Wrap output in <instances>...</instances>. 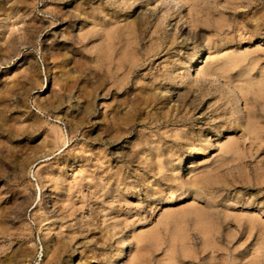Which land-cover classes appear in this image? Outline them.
Instances as JSON below:
<instances>
[{
    "label": "rangeland",
    "instance_id": "1",
    "mask_svg": "<svg viewBox=\"0 0 264 264\" xmlns=\"http://www.w3.org/2000/svg\"><path fill=\"white\" fill-rule=\"evenodd\" d=\"M0 264H264V0H0Z\"/></svg>",
    "mask_w": 264,
    "mask_h": 264
},
{
    "label": "bare ground",
    "instance_id": "2",
    "mask_svg": "<svg viewBox=\"0 0 264 264\" xmlns=\"http://www.w3.org/2000/svg\"><path fill=\"white\" fill-rule=\"evenodd\" d=\"M175 1H178V0H175ZM92 27V26H91ZM81 43V42H80ZM202 55H203V51L202 52H200L199 53V56L197 55V56H195V57H193L192 58V60H191V63L189 64V68H190V70H191V72H195V70H196V64H197V62L200 60V57H202ZM178 120V119H177ZM182 121V120H181ZM200 154H202V153H200V152H198V153H195V155H187L189 158H193L194 156H198V155H200ZM95 229V228H94ZM126 253V251H125V249H123V250H121V256H124V254Z\"/></svg>",
    "mask_w": 264,
    "mask_h": 264
}]
</instances>
